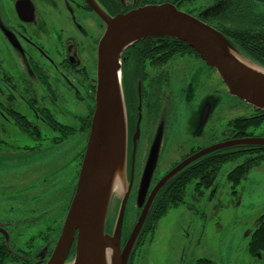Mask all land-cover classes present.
Returning a JSON list of instances; mask_svg holds the SVG:
<instances>
[{
  "label": "flooded vegetation",
  "instance_id": "flooded-vegetation-1",
  "mask_svg": "<svg viewBox=\"0 0 264 264\" xmlns=\"http://www.w3.org/2000/svg\"><path fill=\"white\" fill-rule=\"evenodd\" d=\"M92 1L111 17L145 6L171 4L196 17L211 13L212 16L201 19L214 28L254 30L264 36V10L260 7L264 4L259 0ZM106 29V23L89 0H0V153L38 154L42 166L47 161L53 168L66 159V152L61 151L64 146L85 142V149L74 158L79 162L78 167L74 165L75 175L68 177L69 182L63 189L59 183L52 191L47 187L50 180L46 170L41 187L36 190L32 185L24 187V191L37 193L34 201H30L29 194L6 203L0 201V264H47L52 257L76 193L89 140L96 107L98 46ZM258 42L264 45V39ZM169 43L162 38L144 39L130 47L123 57L129 182L132 173L134 175L123 220L122 247L145 207L138 205V195L142 173L150 157L157 154L159 160L146 201L162 178L191 157L230 141L264 138V131L257 132L264 126V112L246 104L249 115L234 117L224 124L225 112L229 111L225 107L227 97L237 101L229 106L231 114L242 101L230 94L221 77L216 75L217 71L207 66L199 55H174ZM263 51L264 48H260L259 54H254L258 59L254 62L262 66L264 55L259 56ZM241 119L252 125L236 127L234 121ZM19 141L25 146L17 145ZM29 143L33 145L27 146ZM254 150H217L181 170L176 176L198 168L205 178L196 182L193 206L199 205L206 190L215 185L218 173L211 176L212 159L242 151L246 152L244 157L255 159L259 154ZM168 158L172 159L167 161ZM52 159L55 160L53 166ZM62 168L65 166L59 169ZM227 180L235 192L228 176ZM163 189L156 196L146 223ZM185 208L191 207L185 205ZM119 210L120 205L112 202L105 227L109 235L114 231ZM59 211L62 220L58 222L53 216ZM146 223L130 264H134ZM247 252L242 259L244 264H264V250ZM75 253L76 242L68 259ZM219 257L218 262L201 256L200 250L180 253L173 250L164 264H200L202 261H208L203 264H238L229 255Z\"/></svg>",
  "mask_w": 264,
  "mask_h": 264
},
{
  "label": "water",
  "instance_id": "water-1",
  "mask_svg": "<svg viewBox=\"0 0 264 264\" xmlns=\"http://www.w3.org/2000/svg\"><path fill=\"white\" fill-rule=\"evenodd\" d=\"M89 3L107 25L98 46L96 107L76 193L47 264H130L156 196L181 170L217 150L264 146V138H246L203 151L162 178L146 201L159 160L157 154L150 157L138 195V205L145 207L122 247L123 220L134 175L129 182L128 115L122 69L125 52L149 38L183 42L217 71L233 97L263 112L264 66L245 56L232 40L201 19L211 14L196 17L171 4H162L111 17L94 1ZM114 201L120 210L114 231L109 235L105 231L106 219ZM74 242L76 253L68 259Z\"/></svg>",
  "mask_w": 264,
  "mask_h": 264
},
{
  "label": "rangeland",
  "instance_id": "rangeland-1",
  "mask_svg": "<svg viewBox=\"0 0 264 264\" xmlns=\"http://www.w3.org/2000/svg\"><path fill=\"white\" fill-rule=\"evenodd\" d=\"M260 7L264 10V6ZM215 73L220 78L219 74ZM231 99L227 97L225 101V107L229 111L225 112L224 124L234 117L246 116L250 113L249 105L240 102V104L237 103L236 112L231 114L229 106L237 102ZM263 131L264 126L257 132ZM17 145L25 146L21 141ZM32 145L27 144L29 147ZM75 145L76 142H73L62 148L61 151L66 152V159L53 168H50V163L47 161L43 167L40 163L41 159L37 158L38 154L0 153V201L6 203L28 194L30 201H34L37 193L24 191V187L32 185L33 190L41 187L46 170H48L46 175L50 180L47 187L52 191L53 188L58 187L59 183L62 184L63 189V186L65 187L69 179L75 175L74 165L78 167L79 162L74 159L77 157L76 153L85 149V142ZM171 159L168 158L167 161ZM54 161L51 160L52 166ZM240 162L241 160L229 162L221 167L214 187L206 190L199 205L193 206L196 202L192 200L197 180L189 184L185 204L168 211L157 224L154 233L145 236L142 244L136 249L133 263L164 264L166 257L173 250L178 253L182 250H200L201 256L207 259L219 262L221 261L220 255L223 257L229 255L238 264H244L242 259L248 253L251 235L264 216V163L253 169L242 180L235 193L227 176ZM63 166L65 168L59 169ZM185 205L191 208L188 210ZM53 217L59 222L62 220V213L59 211ZM52 225L56 227L57 223L53 221Z\"/></svg>",
  "mask_w": 264,
  "mask_h": 264
},
{
  "label": "trees",
  "instance_id": "trees-1",
  "mask_svg": "<svg viewBox=\"0 0 264 264\" xmlns=\"http://www.w3.org/2000/svg\"><path fill=\"white\" fill-rule=\"evenodd\" d=\"M259 2L264 4V0H259ZM217 29L225 36H227L230 40H232L233 43L236 45V47L245 56L249 57L252 61L258 60L255 58L254 54L258 55L260 48H264L263 47L264 45L258 42L260 39H264L263 33L258 34L257 32L259 31L257 32L254 30L242 31L239 29L223 27V26ZM162 39L171 42L169 43V46L174 49L173 51L174 55L175 54L181 55L185 53H193L198 55L192 48H190L187 44L183 42L167 39V38H162ZM263 55H264V51L262 52V55L259 57L263 58ZM234 124L236 127L239 128L245 127L246 125L250 127L252 125L246 119L236 120L234 121ZM240 148L243 149L254 148L256 149L254 151H257L256 154L259 155L255 159H249L244 157L246 152L242 151V152L232 153L223 158L212 159L209 164V167L212 169L211 176H214L220 171L221 167L224 164L241 159L243 163H241L238 167H236V169H234L232 173H229L228 175V179L233 182L234 188H237L241 184L242 180H244L247 177L248 173L253 168L260 166L264 162V146L240 147ZM197 169L198 168H195L196 171ZM195 170H192L190 172H183L168 182V184L165 186V188L159 194L156 200V204L151 212L149 220L146 223L143 232V237L141 238V241L139 242L138 246L142 244L145 236L154 233V231L157 228V224L168 213V211L177 208L182 204L185 198L187 186L195 180L205 179L203 178V175L200 172L198 171L196 172ZM249 250L253 252L256 250H264V216L260 219V222L257 224L255 231L251 235ZM204 262L208 263V261H202L200 262V264H203Z\"/></svg>",
  "mask_w": 264,
  "mask_h": 264
},
{
  "label": "bare ground",
  "instance_id": "bare-ground-1",
  "mask_svg": "<svg viewBox=\"0 0 264 264\" xmlns=\"http://www.w3.org/2000/svg\"><path fill=\"white\" fill-rule=\"evenodd\" d=\"M119 191V188H116Z\"/></svg>",
  "mask_w": 264,
  "mask_h": 264
}]
</instances>
